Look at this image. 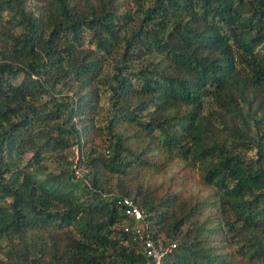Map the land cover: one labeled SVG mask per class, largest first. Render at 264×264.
<instances>
[{
	"label": "trees",
	"instance_id": "obj_1",
	"mask_svg": "<svg viewBox=\"0 0 264 264\" xmlns=\"http://www.w3.org/2000/svg\"><path fill=\"white\" fill-rule=\"evenodd\" d=\"M123 198L161 264H264V0H0V264H147Z\"/></svg>",
	"mask_w": 264,
	"mask_h": 264
},
{
	"label": "built area",
	"instance_id": "obj_2",
	"mask_svg": "<svg viewBox=\"0 0 264 264\" xmlns=\"http://www.w3.org/2000/svg\"><path fill=\"white\" fill-rule=\"evenodd\" d=\"M124 214L133 222L132 230L141 240V248L144 256L148 259L147 264H161L162 258L170 250L169 246L162 245L158 241H154L141 224L143 216L140 209L129 198L121 200Z\"/></svg>",
	"mask_w": 264,
	"mask_h": 264
},
{
	"label": "rangeland",
	"instance_id": "obj_3",
	"mask_svg": "<svg viewBox=\"0 0 264 264\" xmlns=\"http://www.w3.org/2000/svg\"><path fill=\"white\" fill-rule=\"evenodd\" d=\"M100 104L102 106H106V101L104 99H101ZM99 121H102V118L99 117ZM69 155V159L71 160H75L74 156L77 155V152L74 150L73 151V155L68 154ZM74 162V161H73ZM47 168L48 170L51 171H56L58 169V164H56L55 162H46ZM83 172V167L82 165H79L78 167H76L74 173L77 176V178L81 179V174ZM175 173L176 175H178L179 180L183 183L184 188L189 191V192H193L196 191L197 189L200 188L198 181H197V177L194 173L189 172L188 170H185L183 167H181L180 165H173L170 169H169V174H173ZM160 242V240L158 241Z\"/></svg>",
	"mask_w": 264,
	"mask_h": 264
}]
</instances>
